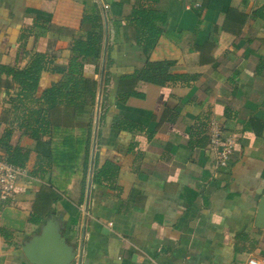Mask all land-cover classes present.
Listing matches in <instances>:
<instances>
[{
  "label": "crops",
  "instance_id": "1",
  "mask_svg": "<svg viewBox=\"0 0 264 264\" xmlns=\"http://www.w3.org/2000/svg\"><path fill=\"white\" fill-rule=\"evenodd\" d=\"M263 4L0 0V138L8 132L13 153L26 156L14 195L0 197V227L12 232L10 243L0 235V264H31L21 245L50 215L77 250L82 242L80 264L264 258L256 199L264 187V21L252 16ZM95 5L103 46L84 71L98 82V103L81 114L58 104L43 120V112L32 113L42 102L18 98V84L2 67L24 68L35 53L66 64L67 50L90 26L82 25L84 11ZM139 7L162 17L148 54L130 21ZM147 60L173 61L178 79L165 87L136 83L129 76ZM59 79L44 71L39 92ZM132 90L140 94L118 98ZM115 115L142 129L113 127ZM212 122L236 138L224 167L215 166L208 147ZM106 162L113 174L95 181ZM32 214L40 221H30Z\"/></svg>",
  "mask_w": 264,
  "mask_h": 264
},
{
  "label": "trees",
  "instance_id": "2",
  "mask_svg": "<svg viewBox=\"0 0 264 264\" xmlns=\"http://www.w3.org/2000/svg\"><path fill=\"white\" fill-rule=\"evenodd\" d=\"M161 15L152 9L134 8L130 19L136 43L142 48L145 54L156 44L160 29L155 26V20H159ZM254 18L264 21V4L252 11ZM162 20V19H161ZM90 26L85 31V38L75 39L71 47L67 50L68 57L66 64L57 62L56 58H51L44 53H35L24 68L2 67L6 75L11 76L12 80L18 84V98L28 100H40L41 107L32 111L33 114L43 116L47 115L49 109L56 107L58 104L72 108L78 114L92 110L97 102L98 82L84 71V64L88 58L99 59L103 46L104 25L101 10L95 5L92 10L84 11L82 25ZM173 61L147 60L144 67L134 70L129 77L136 83L154 84L159 87H165L168 83L178 79L176 74L171 72ZM44 71L57 73L61 79L53 82L50 87L39 92V82ZM37 93L40 95L37 96ZM140 94V93H139ZM136 91L118 94V98L123 100L122 95H139ZM45 123V122H44ZM113 127L132 131L141 130L142 127L137 123L115 115L113 117ZM46 125V123H45ZM8 132H4L0 138V149L7 155L5 157L9 162L19 166H24L26 156H19L13 153L12 147L8 144ZM36 138V135H34ZM209 137V136H208ZM208 143V142H207ZM203 144V143H202ZM110 166L106 162L99 170L94 173V180L99 179L107 174L112 175ZM40 216L32 214L30 221L39 222ZM0 235L10 243L12 241V232L9 229L0 227Z\"/></svg>",
  "mask_w": 264,
  "mask_h": 264
},
{
  "label": "water",
  "instance_id": "3",
  "mask_svg": "<svg viewBox=\"0 0 264 264\" xmlns=\"http://www.w3.org/2000/svg\"><path fill=\"white\" fill-rule=\"evenodd\" d=\"M257 221L264 226V187L257 190ZM62 221L55 215L48 216L38 231L24 240L21 250L31 264H72L75 258L80 264L82 242L77 250L64 234Z\"/></svg>",
  "mask_w": 264,
  "mask_h": 264
},
{
  "label": "built area",
  "instance_id": "4",
  "mask_svg": "<svg viewBox=\"0 0 264 264\" xmlns=\"http://www.w3.org/2000/svg\"><path fill=\"white\" fill-rule=\"evenodd\" d=\"M236 145L234 135L223 136L220 126L212 122L209 126L208 147L212 151L215 166H227L233 155ZM25 176V169L9 162L0 153V197L11 198L16 190L18 180ZM245 264H264V258L251 257Z\"/></svg>",
  "mask_w": 264,
  "mask_h": 264
},
{
  "label": "rangeland",
  "instance_id": "5",
  "mask_svg": "<svg viewBox=\"0 0 264 264\" xmlns=\"http://www.w3.org/2000/svg\"><path fill=\"white\" fill-rule=\"evenodd\" d=\"M97 103H98V98H97Z\"/></svg>",
  "mask_w": 264,
  "mask_h": 264
}]
</instances>
